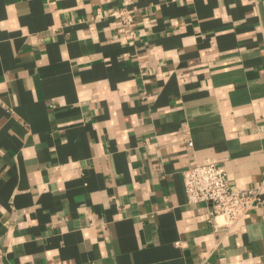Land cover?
Wrapping results in <instances>:
<instances>
[{"label":"crops","instance_id":"0c3cea01","mask_svg":"<svg viewBox=\"0 0 264 264\" xmlns=\"http://www.w3.org/2000/svg\"><path fill=\"white\" fill-rule=\"evenodd\" d=\"M132 1L130 44L115 1L0 0V264H264V0ZM213 161L263 187L229 229Z\"/></svg>","mask_w":264,"mask_h":264},{"label":"built area","instance_id":"2783aa9c","mask_svg":"<svg viewBox=\"0 0 264 264\" xmlns=\"http://www.w3.org/2000/svg\"><path fill=\"white\" fill-rule=\"evenodd\" d=\"M109 1H115L118 5L117 8L108 9L107 15L119 21V32L127 36L131 44L136 38L135 14L130 8L133 1ZM101 17L102 12L97 9L94 18ZM186 143L192 146L190 140ZM182 182L186 202L188 204H210L209 215L212 218H222L223 225L227 229L234 226L252 209L258 208L262 202V186L247 190L232 189L225 170L216 161L185 169L182 173Z\"/></svg>","mask_w":264,"mask_h":264}]
</instances>
